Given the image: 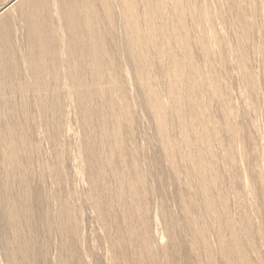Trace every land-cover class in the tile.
Masks as SVG:
<instances>
[{"label":"bare ground","instance_id":"6f19581e","mask_svg":"<svg viewBox=\"0 0 264 264\" xmlns=\"http://www.w3.org/2000/svg\"><path fill=\"white\" fill-rule=\"evenodd\" d=\"M0 264H264V0H0Z\"/></svg>","mask_w":264,"mask_h":264}]
</instances>
